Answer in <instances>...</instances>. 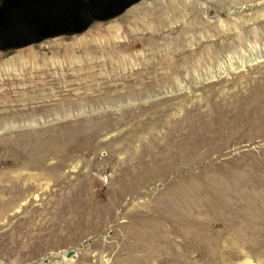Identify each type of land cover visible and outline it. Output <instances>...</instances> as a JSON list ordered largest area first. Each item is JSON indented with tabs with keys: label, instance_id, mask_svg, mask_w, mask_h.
I'll return each mask as SVG.
<instances>
[{
	"label": "rangeland",
	"instance_id": "1",
	"mask_svg": "<svg viewBox=\"0 0 264 264\" xmlns=\"http://www.w3.org/2000/svg\"><path fill=\"white\" fill-rule=\"evenodd\" d=\"M158 1L0 51V264H264V0Z\"/></svg>",
	"mask_w": 264,
	"mask_h": 264
},
{
	"label": "water",
	"instance_id": "2",
	"mask_svg": "<svg viewBox=\"0 0 264 264\" xmlns=\"http://www.w3.org/2000/svg\"><path fill=\"white\" fill-rule=\"evenodd\" d=\"M141 0H0V51L86 31ZM73 251L65 253L66 257Z\"/></svg>",
	"mask_w": 264,
	"mask_h": 264
},
{
	"label": "bare ground",
	"instance_id": "3",
	"mask_svg": "<svg viewBox=\"0 0 264 264\" xmlns=\"http://www.w3.org/2000/svg\"><path fill=\"white\" fill-rule=\"evenodd\" d=\"M173 1H176L177 2V0H159L158 2H156L155 4H153L152 6H150V7H167L168 9H169V5H172V4H174V2ZM175 2V3H176ZM173 10V9H172ZM140 11V8L138 7V8H135L134 10H132L129 14H128V16L125 18V21H129L132 17H133V15H137V13ZM209 12V11H208ZM138 16V15H137ZM131 21V20H130ZM133 22V23H132ZM131 24H135L136 23V21H131L130 22ZM158 23V22H157ZM127 24V23H126ZM111 27H109L108 29H111V28H113L114 30H117L118 29V26H119V24H113V25H110ZM158 26V25H157ZM126 27V26H125ZM180 27V26H179ZM101 28H103V27H101ZM101 28H97L96 30H92L89 34H87L86 36H84V37H82V38H80V39H77V40H74L73 42H75V43H69V44H63V42L62 43H58V42H56L55 44L53 43L51 46H50V51H53V55H61V56H64L65 57V59H66V61H69L68 59H71L72 58V56H74V55H76V53L77 52H81V53H83V54H87L88 52L87 51H93L94 53H93V55H92V57L95 55V54H99V53H101V52H103V50H104V48H106V47H108V46H110V43H108L107 45L108 46H106L105 45V43L104 42H102V40H101V38H102V34H103V32H102V29ZM178 28V27H177ZM95 29V28H94ZM120 29V28H119ZM118 29V30H119ZM180 29V28H179ZM104 30V29H103ZM135 30V29H134ZM110 31H112V30H110ZM155 31V30H154ZM133 32H135V31H133ZM136 33H137V31H136ZM135 33V34H136ZM152 33V32H151ZM151 33H150V35H151ZM130 34V33H129ZM153 34H154V32H153ZM133 35V34H132ZM154 36H156V35H154ZM134 37V36H133ZM132 37V38H133ZM114 38H116V37H114ZM144 38V37H143ZM150 38V37H149ZM148 38V39H149ZM154 38V37H153ZM152 38V39H153ZM108 41H109V39H108ZM136 41H138V40H136ZM110 42V41H109ZM117 42V41H116ZM141 42V41H140ZM114 43V42H113ZM133 44H134V41L132 42ZM131 43V44H132ZM125 44V43H124ZM137 44H138V42H137ZM179 44V43H178ZM115 45V44H114ZM112 46H113V44H112ZM131 46V45H130ZM115 49H116V46L114 47ZM128 49H129V45H128ZM137 49V48H136ZM100 50H101V52H100ZM107 50V49H106ZM108 51V50H107ZM112 51V50H111ZM117 51V50H116ZM115 51V52H116ZM125 51V50H124ZM119 52V51H118ZM122 53V52H121ZM49 54V53H48ZM48 54H45L46 56H49ZM50 54H52V52L50 53ZM90 54H92V53H90ZM115 54V53H114ZM150 54V53H149ZM28 55H30V56H32V55H34V51H29L28 52ZM161 56V55H160ZM164 57L162 58H160L161 60L160 61H162L161 63V65H165V63L167 62V57H166V55H163ZM91 57V58H92ZM42 58H43V56H42ZM45 58H47V57H45ZM96 58V57H95ZM115 58V60H117V63H121V62H126L127 63V60L126 59H124V57H122V56H119V57H114ZM137 58H138V56H137ZM94 58H92V60H93ZM44 60H46V59H44ZM109 60V59H108ZM133 60V59H132ZM38 61V60H37ZM65 61V60H64ZM65 61V63H69V62H66ZM71 61V60H70ZM88 61H90V59H88ZM152 61V60H151ZM169 61V60H168ZM59 62V61H58ZM103 62V61H102ZM153 62V61H152ZM42 63H43V61H42ZM96 63V62H95ZM168 63V62H167ZM61 64V63H60ZM59 64V65H60ZM89 64V63H88ZM97 64V63H96ZM115 64V63H114ZM158 64V63H157ZM169 64V63H168ZM92 65V64H91ZM122 65V64H121ZM150 65V64H149ZM170 66V65H169ZM111 67V66H110ZM148 67V66H147ZM157 67V66H156ZM36 68V67H35ZM57 69H55L56 70V72H58L57 73V76H56V79L55 80H57V77H58V74H59V77L60 76H64V77H66L68 74H66L67 73V71H68V68H69V66L68 67H65V66H58V67H56ZM119 68V67H118ZM35 70V69H34ZM171 70V69H170ZM54 71V70H53ZM138 71V70H137ZM176 71V70H175ZM56 72H52V69H48V67H46V68H44V69H42V70H37V71H35V73H34V76L33 77H30V78H26L25 79V81H24V83H25V85L28 87V89L29 90H32V91H35V92H39L40 90H42L43 88L42 87H44V88H47L48 87V85H50V84H48V78L49 77H52V75L55 73L56 74ZM140 72V71H139ZM180 72V71H179ZM141 73V72H140ZM146 73V72H145ZM151 73V72H150ZM163 73V72H162ZM175 73V72H174ZM31 74V73H30ZM153 74V73H152ZM145 75V74H144ZM69 76H71V75H69ZM129 76V75H128ZM147 76V75H146ZM42 80V83H43V86H42V84H39L38 83V80ZM12 81H10V80H4L3 81V84H4V86H8L10 83H11ZM2 84V85H3ZM66 84V83H65ZM58 85V84H57ZM10 89L9 88H5L4 89V91H9ZM174 236V235H173ZM174 238V237H173ZM172 238V239H173ZM172 239H170L169 238V240H172ZM176 241V240H175ZM169 245H170V243H169ZM171 246V245H170ZM173 246V245H172ZM173 248V247H172ZM171 249V248H170ZM65 253L66 252H62V253H60V255H64L65 256V259H69L71 256H73V255H71L70 257H66V255H65ZM74 253V252H73ZM171 256H172V254H170ZM177 255V254H176ZM163 256V255H162ZM151 257V256H150ZM155 257H157L158 258V256H155ZM159 257H161V256H159ZM172 258V257H171ZM174 258H176L175 256H174ZM148 260V259H147ZM157 261V260H156ZM159 261H161V260H159ZM145 262V261H144ZM162 262H163V260H162ZM161 262V263H162ZM168 262V261H167ZM179 262V261H178ZM146 264H148V263H146ZM170 264V263H169ZM176 264H177V262H176Z\"/></svg>",
	"mask_w": 264,
	"mask_h": 264
}]
</instances>
